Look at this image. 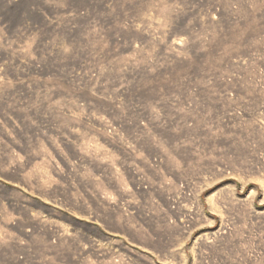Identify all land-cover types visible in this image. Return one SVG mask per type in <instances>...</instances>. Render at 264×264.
Masks as SVG:
<instances>
[{
  "label": "rangeland",
  "instance_id": "1",
  "mask_svg": "<svg viewBox=\"0 0 264 264\" xmlns=\"http://www.w3.org/2000/svg\"><path fill=\"white\" fill-rule=\"evenodd\" d=\"M0 264H264V0H0Z\"/></svg>",
  "mask_w": 264,
  "mask_h": 264
}]
</instances>
